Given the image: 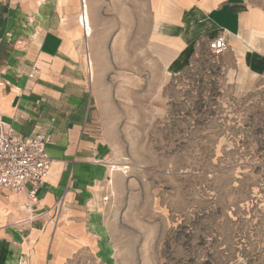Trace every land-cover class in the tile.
<instances>
[{
    "label": "rangeland",
    "instance_id": "374dc122",
    "mask_svg": "<svg viewBox=\"0 0 264 264\" xmlns=\"http://www.w3.org/2000/svg\"><path fill=\"white\" fill-rule=\"evenodd\" d=\"M92 1L114 23L88 74L109 171L92 206L109 236L68 264H264V78L240 91L205 43L175 70L147 41V5Z\"/></svg>",
    "mask_w": 264,
    "mask_h": 264
},
{
    "label": "crops",
    "instance_id": "0c3cea01",
    "mask_svg": "<svg viewBox=\"0 0 264 264\" xmlns=\"http://www.w3.org/2000/svg\"><path fill=\"white\" fill-rule=\"evenodd\" d=\"M137 1L149 7L147 41L170 54L175 70L198 46L224 36L229 49L222 57L236 88L250 92L264 78V11L243 0ZM86 5L93 30L87 41L77 20L81 0H0V125L44 134L52 161L31 215L24 194L0 197V264H68L99 251L109 236L104 215L92 206L109 171L88 65H98L95 33L114 23L101 17L98 3Z\"/></svg>",
    "mask_w": 264,
    "mask_h": 264
},
{
    "label": "built area",
    "instance_id": "2783aa9c",
    "mask_svg": "<svg viewBox=\"0 0 264 264\" xmlns=\"http://www.w3.org/2000/svg\"><path fill=\"white\" fill-rule=\"evenodd\" d=\"M82 3L84 7L85 1ZM81 18L79 22L84 28ZM208 49L213 56H222L229 49L226 37L219 36L209 41ZM32 76L33 73L30 74ZM51 164L44 134L24 135L10 126L0 125V197L6 192L24 194L23 208L31 215Z\"/></svg>",
    "mask_w": 264,
    "mask_h": 264
},
{
    "label": "bare ground",
    "instance_id": "6f19581e",
    "mask_svg": "<svg viewBox=\"0 0 264 264\" xmlns=\"http://www.w3.org/2000/svg\"><path fill=\"white\" fill-rule=\"evenodd\" d=\"M80 17H82L81 19L83 20V24H84V28L83 29L85 30V33L87 31V34L86 35H87L88 38H90L91 35H92V27H91V24H90V19H89L90 16L88 15V7H87V5H85V8H83L82 14L79 15V18ZM88 66H89V70L91 72V77H94L93 62H91V64L88 65Z\"/></svg>",
    "mask_w": 264,
    "mask_h": 264
}]
</instances>
